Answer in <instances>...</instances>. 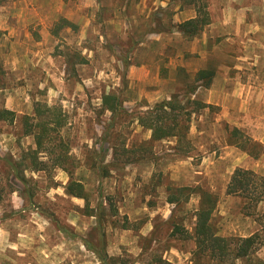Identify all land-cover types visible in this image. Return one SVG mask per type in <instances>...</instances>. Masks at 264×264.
<instances>
[{
	"label": "rangeland",
	"instance_id": "1",
	"mask_svg": "<svg viewBox=\"0 0 264 264\" xmlns=\"http://www.w3.org/2000/svg\"><path fill=\"white\" fill-rule=\"evenodd\" d=\"M200 1L218 27L191 41L177 37L171 20L195 11L192 0H0V110L15 112L0 121V264H99L84 240L125 264H150L152 254L197 264L192 240L172 226L192 234L199 196L183 203L175 195L173 205L169 193L179 187L215 194L218 234L256 232L252 257L264 261V203L246 216L244 201L226 194L236 168L264 177V0ZM61 18L71 25L57 28ZM175 68L190 77L214 71L194 96L209 107L192 115L185 141H152L136 117L184 91L186 74ZM109 93L122 104L113 118L102 106ZM35 102L65 121L48 137L42 171L31 170L35 145L24 133ZM232 128L239 136L230 137ZM230 142H245L257 157ZM71 181L83 185L89 209L65 194ZM99 205L102 240L87 215Z\"/></svg>",
	"mask_w": 264,
	"mask_h": 264
},
{
	"label": "trees",
	"instance_id": "2",
	"mask_svg": "<svg viewBox=\"0 0 264 264\" xmlns=\"http://www.w3.org/2000/svg\"><path fill=\"white\" fill-rule=\"evenodd\" d=\"M194 2V9L196 10V17L179 24H176L175 29L177 33L184 39L191 40L195 38L202 29L209 24V15L205 10L204 4L200 0H192ZM71 24L67 20L61 18L57 22V28ZM57 32H53L56 34ZM120 61L127 70L130 66L129 60L126 57L120 58ZM175 71L186 74V81L184 83V91L182 93H173L167 99L155 103L136 117L140 126L144 127L150 132V140L162 141L167 139H175L176 143L183 142L187 139L189 132V124L191 117L197 111L209 107V105L195 99L194 96L199 88H208L211 85L214 77V71L210 68L198 70L194 76L190 77L184 72L182 68H175ZM103 110L110 113L113 118L118 113L122 104L113 94H105L102 96ZM15 114L7 109L0 110V121H12ZM33 124H29V120ZM24 130L26 135H31L34 140L35 149L31 150L30 159L32 163L31 170L42 171L44 170V162L39 160L41 154H46L45 145L50 142L51 132L58 133L64 125L65 121L61 116V111L54 106H47L35 102L33 104L32 116H23ZM239 136L237 128H232L230 137ZM230 145H235L242 151L256 158L258 153L248 151L245 142H230ZM253 146L260 149L257 143ZM49 147V146H47ZM260 152V151H259ZM62 168V166H59ZM71 177V170L62 168ZM9 170L12 171L13 177L22 184L26 183L23 175H19L17 167L9 161ZM186 192V193H185ZM65 194L77 199H81L84 204V209H89L88 194L83 185L76 182H69L65 188ZM191 194H198L199 202L196 211L194 212V225L192 234L184 236L182 225L178 223L173 224L172 233L179 234L182 239L190 238L194 243V256L193 259L200 261L197 264H264L260 259L252 257L256 250L258 234L255 232L247 237H223L220 236L213 224L211 218L217 206V196L209 191L202 190L201 188L179 187L175 188L173 192L169 193L171 198L167 201L173 205L178 206L180 199L175 195L183 197L182 202H187L188 196ZM226 194L237 196L244 201L243 213L246 216L255 215L258 205L264 203V177L255 174L251 170H244L236 168L232 172L229 181L226 185ZM100 208V205L97 207ZM94 216L96 222V230L100 232V240H102L104 224L103 211L98 213L92 211L87 214ZM264 216V213L262 214ZM152 240V239H151ZM86 248L92 251L99 264H125V261L120 257L109 256L105 249H96L92 243L83 241ZM148 247H150L148 245ZM149 249V248H148ZM141 250H144L141 247ZM201 260L203 261L201 263ZM150 264H171L167 260L161 258L157 254H152Z\"/></svg>",
	"mask_w": 264,
	"mask_h": 264
},
{
	"label": "crops",
	"instance_id": "3",
	"mask_svg": "<svg viewBox=\"0 0 264 264\" xmlns=\"http://www.w3.org/2000/svg\"><path fill=\"white\" fill-rule=\"evenodd\" d=\"M181 10H184V9H181ZM195 10V9H194ZM187 13H189V14H187ZM196 17V10L195 11H189V12H185V13H181L180 11H177L176 13H175V17L171 20V23H174V24H179V23H181V22H184V21H187V20H190V19H193V18H195ZM214 24H215V26H217L218 27V24H217V22H213V23H211V21L209 20V24L208 25H206L203 29H202V31H203V35L206 33V29H208V27H214ZM201 31V32H202ZM205 32V33H204ZM175 34V33H174ZM177 35V37L178 38H182L178 33L176 34ZM159 37H160V35H159ZM220 37V36H219ZM158 39V38H157ZM193 39H195V38H193ZM193 39H191V41L193 40ZM209 40V39H208ZM214 40V39H213ZM131 66V65H130ZM139 66V65H138ZM200 90V89H199ZM199 93V92H198ZM196 95H198V94H196ZM196 97V96H195ZM9 111H11V110H9ZM12 112H14V111H12ZM14 114H15V112H14ZM193 242V241H192ZM194 244V243H193Z\"/></svg>",
	"mask_w": 264,
	"mask_h": 264
}]
</instances>
